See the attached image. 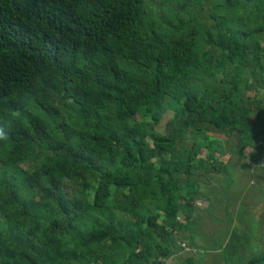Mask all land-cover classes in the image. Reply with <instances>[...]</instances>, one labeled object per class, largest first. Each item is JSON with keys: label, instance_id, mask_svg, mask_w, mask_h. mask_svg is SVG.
<instances>
[{"label": "trees", "instance_id": "1", "mask_svg": "<svg viewBox=\"0 0 264 264\" xmlns=\"http://www.w3.org/2000/svg\"><path fill=\"white\" fill-rule=\"evenodd\" d=\"M259 41L264 0H0V264H169L201 130L264 139Z\"/></svg>", "mask_w": 264, "mask_h": 264}, {"label": "rangeland", "instance_id": "2", "mask_svg": "<svg viewBox=\"0 0 264 264\" xmlns=\"http://www.w3.org/2000/svg\"><path fill=\"white\" fill-rule=\"evenodd\" d=\"M158 1L163 5L167 3V0ZM259 46L264 52V42L259 41ZM261 60L264 63V58ZM240 92L255 98H261L264 94L263 91L254 93L252 90ZM169 116L171 113L167 110L164 115L161 113L153 117L151 120L154 128H161ZM144 119L148 120V117ZM201 132L221 142L224 152L212 156L225 162V170L221 173L206 172L208 165L199 160L206 158L205 150L192 160L198 182V196L193 201L190 217L194 227L191 232L183 229L175 233L176 238L171 245L172 255L167 261L169 264H264V255L259 261L264 252V150L258 145L264 139L256 142L244 140L237 146L224 133H213L205 129ZM157 144L167 145V142L160 138ZM185 167L181 166L171 176L183 179L186 175ZM76 193L80 194L81 188ZM166 210L173 212L177 220L187 226L178 205L169 206ZM230 234L231 240L234 239L236 245L240 246L235 256L225 260L221 248Z\"/></svg>", "mask_w": 264, "mask_h": 264}, {"label": "built area", "instance_id": "3", "mask_svg": "<svg viewBox=\"0 0 264 264\" xmlns=\"http://www.w3.org/2000/svg\"><path fill=\"white\" fill-rule=\"evenodd\" d=\"M258 145L264 150V141H259ZM187 249V248H185Z\"/></svg>", "mask_w": 264, "mask_h": 264}, {"label": "clouds", "instance_id": "4", "mask_svg": "<svg viewBox=\"0 0 264 264\" xmlns=\"http://www.w3.org/2000/svg\"><path fill=\"white\" fill-rule=\"evenodd\" d=\"M3 137H5V133L3 132L2 129H0V138H3Z\"/></svg>", "mask_w": 264, "mask_h": 264}]
</instances>
